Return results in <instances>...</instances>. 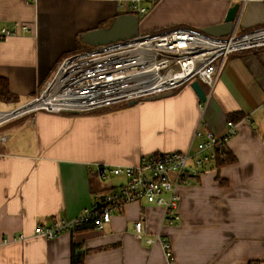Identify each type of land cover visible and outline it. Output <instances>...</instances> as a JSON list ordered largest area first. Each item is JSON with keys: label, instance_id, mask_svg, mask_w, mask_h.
Here are the masks:
<instances>
[{"label": "crops", "instance_id": "1", "mask_svg": "<svg viewBox=\"0 0 264 264\" xmlns=\"http://www.w3.org/2000/svg\"><path fill=\"white\" fill-rule=\"evenodd\" d=\"M132 0H0V24L30 29L0 40V77L25 102L76 51L83 32L108 27ZM149 4L148 9L144 2ZM139 31L221 23L239 4V28L264 22V0H139ZM138 15V14H137ZM80 44L87 45L82 41ZM201 103L184 83L170 96L112 104L88 113L38 111L0 126V264H264V46L226 56ZM175 90V91H174ZM209 94V96H208ZM251 113L249 122L242 118ZM241 121L227 143L231 162L208 164L178 191L180 221L144 200L112 211L102 229L82 227L52 239L35 235L55 217L77 216L124 178L102 169L195 148V130L220 134ZM3 136V137H2ZM99 167H102L99 170ZM140 219L144 234L134 236ZM160 232L166 252L145 237ZM21 234V239L17 237Z\"/></svg>", "mask_w": 264, "mask_h": 264}, {"label": "built area", "instance_id": "2", "mask_svg": "<svg viewBox=\"0 0 264 264\" xmlns=\"http://www.w3.org/2000/svg\"><path fill=\"white\" fill-rule=\"evenodd\" d=\"M138 2L130 1L125 13L143 14L145 8ZM237 17L230 32L222 36L187 26H171L139 32L134 37L107 44L88 45L70 53L59 61L51 77L30 99L11 108H0V126L38 111L88 112L137 101L173 91L194 79L205 83L210 93L228 54L264 46V24L240 30L239 11ZM29 29L20 22L0 24V40L24 34ZM250 117L251 113L242 121L249 122ZM240 122L227 119L220 134L196 129L194 137L198 141L192 150L155 153L142 157L134 165H114L107 173L102 169L101 176H120L124 178L123 183L113 191L96 196L94 203L77 216L55 217L47 226H36L33 233L52 239L82 227L102 229L110 221L113 210L140 200L162 208L164 223L177 224L179 187L190 184L206 165L227 158V143L237 133ZM143 228L140 219L134 222L136 239L143 238ZM24 236L21 234L17 239ZM145 243L158 244L166 252L170 248V241L160 232L145 237Z\"/></svg>", "mask_w": 264, "mask_h": 264}, {"label": "water", "instance_id": "3", "mask_svg": "<svg viewBox=\"0 0 264 264\" xmlns=\"http://www.w3.org/2000/svg\"><path fill=\"white\" fill-rule=\"evenodd\" d=\"M239 4L234 3L226 12V15L221 23L206 26L201 28L205 32L214 36L226 35L230 32L233 23L238 18ZM139 33V17L135 13H121L117 15L108 27H99L83 32L80 39L87 45L107 44L119 40H124L136 36ZM190 87L201 103L206 101V93L204 92L200 82L194 79L190 82ZM173 91L168 90L158 94H153L142 98L143 100H156L172 95ZM136 103V100H130L129 104ZM102 167H99L101 170Z\"/></svg>", "mask_w": 264, "mask_h": 264}, {"label": "trees", "instance_id": "4", "mask_svg": "<svg viewBox=\"0 0 264 264\" xmlns=\"http://www.w3.org/2000/svg\"><path fill=\"white\" fill-rule=\"evenodd\" d=\"M81 42V39H80V35H78V37L76 38V48H78L79 46H82L80 44ZM85 46V45H83ZM87 47H82V48H78L76 49V51H80V50H83ZM175 91V90H174ZM16 101V97L13 95V93H11L9 91V88H8V83H7V79L4 78V77H0V102H4V103H9V102H14ZM90 112V111H88ZM88 112H68V113H73V114H80V113H88ZM231 158H229V154L227 156V158L224 160V161H218L217 163L218 164H224V163H228V162H231ZM71 264H83L82 263V260L80 259V257H77V258H72V263Z\"/></svg>", "mask_w": 264, "mask_h": 264}, {"label": "rangeland", "instance_id": "5", "mask_svg": "<svg viewBox=\"0 0 264 264\" xmlns=\"http://www.w3.org/2000/svg\"><path fill=\"white\" fill-rule=\"evenodd\" d=\"M144 5L146 6V9H148V7H149V4L145 1L144 2ZM140 18L141 17H143L144 16V14H139L138 15ZM260 24H264V22L263 23H260ZM139 32H141V31H139ZM88 45H85V46H79L78 48L80 49V48H84V47H87ZM77 48V49H78ZM19 103H21L20 101H14V102H9V103H4V102H0V108H11V107H13V106H15V105H17V104H19Z\"/></svg>", "mask_w": 264, "mask_h": 264}]
</instances>
